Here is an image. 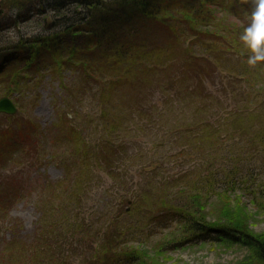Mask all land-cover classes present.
<instances>
[{
    "label": "trees",
    "instance_id": "1",
    "mask_svg": "<svg viewBox=\"0 0 264 264\" xmlns=\"http://www.w3.org/2000/svg\"><path fill=\"white\" fill-rule=\"evenodd\" d=\"M234 1L6 0V5L0 4V30L3 29L2 23L6 21L22 22L35 16L41 19L38 32L18 37L4 47L5 53L0 50V75L6 80L12 76L10 84L17 92L25 91L28 85L37 83L47 70L55 71L64 65H72L87 80L85 84L73 86V89L66 88L65 97L70 100L85 98L92 86L89 83H95L102 73L103 76L114 73L128 84L139 77L153 74L156 83L159 78L167 83V88H162V92L167 89L175 90L177 99H188L182 106L175 108L176 116L167 141L156 143L157 147L177 148L175 153L165 157L148 156L141 151L137 153V149L134 150L132 146L137 143L130 140L132 136L121 135L122 131L130 130L125 126L127 116L120 122L108 121L112 117L106 111L109 109L108 104L112 102L103 98V104H107L103 107V113H99L98 118L91 119L88 124L91 126L98 121L96 126L103 132L97 137L90 138L88 132L80 136L81 132L70 118L60 117L59 124L46 130L25 121L15 130L9 128L0 132V165L5 159L18 157V163L26 160V155L22 152L24 149L19 147L33 149L36 143L42 147L48 137L53 142L59 140L61 143L63 138L76 136L74 156L62 165V177L47 185L48 190L59 189L61 193L53 194L50 200L44 201L41 209L47 213L57 210L62 213V203L67 206L71 201L59 198L66 195L61 190L63 183L70 181L77 188L81 186L84 191L86 187L93 186L94 181L97 185L102 183L103 179L98 177V171L101 170L118 183H126L133 199L124 200L125 197L119 196L120 200H114L112 204L113 212L111 215L107 214L108 224L115 221L116 225L126 231L125 236H117L118 243H128L138 236L139 233L135 234V231L130 236L127 235L132 224L142 221L147 225L159 226L161 230L175 228V233L180 235L171 241L173 243L241 244L253 261L264 264V236L250 229L246 221L247 218H253V213H262L261 216L264 217V129L259 131L260 129L255 128L258 123L251 120L252 114L243 127L241 122H244V117L241 111L234 109L232 105L224 106L203 85H186L187 80L199 76L197 71L179 78L178 81L183 86L178 88L174 83V76L169 77L165 66L162 65L163 68L158 71L152 67L161 65L158 63L162 57L172 55L177 48L197 64L204 60L203 55L207 49L205 43L232 32V27L236 26L232 17L238 18L243 26H248L250 21L244 18L243 10L252 13V5L244 0ZM3 8L9 12V20L3 18ZM181 38L188 41L180 43ZM218 82H221L222 88H226L224 84L229 83V78L222 76ZM163 100L172 105L173 98L166 96ZM257 112L262 115L260 110ZM53 131L55 134L51 133ZM235 131L240 138V144L237 145L233 140ZM246 133H253V136L246 137ZM184 154L194 155L189 159L195 170L201 172L199 184L190 180L189 171H183L178 179L167 173L170 168L166 165H172L170 160L177 162ZM141 160L152 161L155 165L146 170L144 168L150 162L142 165ZM133 165H139L137 172L146 173V179L155 175L153 178L160 181L159 192L165 187L161 199L156 198L157 194L154 195L147 184L143 186L139 182V190H133V173L130 172ZM67 191L69 192L68 189ZM236 191L249 196L251 200H242L239 196L238 199L227 198ZM136 197L143 198L141 203L138 202L140 200L136 201ZM221 197L223 200H233L232 206L223 202L220 207L214 203ZM122 200L130 202L127 205L128 212L123 208L126 203H122ZM228 210L238 216L232 219L229 215L224 217ZM72 213L71 211V216L77 214ZM54 222V225L58 223ZM43 224L44 221L42 226ZM88 224L90 222H86L85 227ZM55 233L57 232L49 229L47 234L43 230L35 234L31 239L32 253H28L29 256L32 255L31 259L38 262L43 250L48 247L53 252V257L61 260L63 241L59 239L52 247L51 240ZM14 241L16 239L8 240L9 244ZM22 250L27 251L26 248ZM19 256L23 254L20 253ZM123 259L127 263L137 264L141 261L139 264H151L136 251H127Z\"/></svg>",
    "mask_w": 264,
    "mask_h": 264
},
{
    "label": "rangeland",
    "instance_id": "2",
    "mask_svg": "<svg viewBox=\"0 0 264 264\" xmlns=\"http://www.w3.org/2000/svg\"><path fill=\"white\" fill-rule=\"evenodd\" d=\"M229 2L235 1L228 0ZM0 4L6 5V0H0ZM243 11L244 18L251 22L252 13H247L245 9ZM8 13L6 10L3 11V18L9 20ZM38 19L35 16L27 21L14 23L10 20L2 23L3 29L0 30L1 52L5 53L6 48L4 47L17 40L18 37L24 36L26 33L38 32L41 27L39 22L41 19ZM231 19L236 22L231 33H226L224 37L205 43L207 49L203 55V61L195 64L187 58L186 53L177 48L172 52V55L162 57L158 63L161 65H152V67L157 71L163 68L162 65L168 67H164V69L170 74L169 77L174 76V83L178 88L183 86L178 81L179 78L197 71L199 76L187 80L186 85L189 87H196L197 83L199 87L203 85L207 91L216 95L224 106L232 105L234 109L241 111L245 122V124L241 122L243 127L247 125L249 116L252 114L251 120L258 123V127L255 126V128L263 131L261 128L264 129V62L259 63L256 67H251L247 63L250 52L240 39L241 33L247 26H243L236 17ZM187 41V39H180V43ZM74 67L64 65L55 71H45L40 80L33 85H28V88L22 91L23 93L14 90V86L10 84L12 76L6 80L0 75V96L9 93L17 107L16 112L12 115L0 113V132L9 128L15 130L19 124L25 121L38 125L41 130H46L54 124H59L58 120L62 117V119L73 120L78 131L81 132L80 136L88 132V136L94 138L103 131L96 126L98 121L92 123L91 126L88 124L91 119L98 118L99 113H103V107L107 106V104L106 106L103 104L104 98L106 101L112 102L108 104L109 109L106 111L112 117L108 121L120 122L127 116L125 126L130 130L122 131L121 135L132 136L130 140L137 143L132 145L134 150L137 149V153L141 151L148 156L164 155L165 157L167 154L177 151L175 147H157L156 143L167 141L171 124L176 116L175 108L182 106L188 99H184V101L177 99L178 95L175 90L168 91L167 89L166 93L162 92V88H167V83L163 78H159L156 83L154 75L147 74L144 78L139 77L128 84L114 73H109V76H103L102 73L101 78L97 77L95 83H89V86H92L87 91V96L77 101L65 97L66 88L78 87L79 84H85L87 79ZM222 76L229 78V83L224 84L226 88H222L221 82L220 84L218 82ZM166 96L173 98L172 105L163 100ZM223 104L221 103V105ZM258 110L262 115H258ZM51 133L55 134L54 131ZM245 136L252 137L253 133H246ZM69 137V139L63 138L61 143L59 140L53 142V139L48 137L42 143V147L36 143L33 149L19 147L24 149L22 152L26 155V160L18 163L19 158L16 157L1 162L0 264H136V262L127 263L123 259L127 251L139 252L145 261L151 264H263L253 261L250 254L248 256L247 249L241 244L173 243L171 241L180 235L178 232L175 233V228L161 230L159 226L147 225L142 221L132 224L127 235L130 236L135 231V234L139 233L138 236L133 237L128 243H118L117 236L121 237L120 234L125 236L126 231L120 225H116L115 221L108 224L107 214L111 215L112 204L114 200H120L119 196L125 197L124 200L133 199L130 197L131 192L126 183H118L101 170L98 171V177L103 179L102 183L97 185L94 181L93 186L86 187L84 191L81 186L77 188L70 181L64 182L61 190L66 195H61L59 198L71 201L67 206L62 203V213L58 210L47 213L46 210L41 209L43 202L50 200L53 194L61 193L59 189L48 190L47 185L62 177V165L74 156L76 136ZM233 140L236 145L240 144L237 131L234 133ZM256 147L260 148L261 146ZM193 157V154H184L177 162L171 159L172 165H166L170 168L167 173L178 179L183 171H189L190 180H195L199 184L201 172L195 170L194 164L189 159ZM148 162L150 164L144 168L146 170L155 165L152 161L141 160L142 165ZM138 168L139 165H133L130 169V172L133 173V190L134 188L139 190V182L143 186L147 184V188L154 195L157 194L156 198L161 199L165 187L159 192L160 181L153 178L155 175L146 179V173L139 174ZM238 196L242 200H251L249 196L240 194L239 191L229 194L227 198L238 199ZM227 198L223 200L221 197L214 203L220 207L223 206V202L227 206L228 204L232 206L234 201L227 200ZM168 199L171 198L168 197ZM137 200H140L138 202L141 203L143 198L136 197ZM122 203L126 202L122 200ZM127 205H130V202L126 203L123 208L128 212ZM220 207H218L219 210ZM251 209L253 210V208ZM71 211L77 212V214L71 216ZM230 211H226L224 217L229 215L232 219L238 216L237 213L233 212L232 214ZM261 215L262 213H253V218H247L246 221L250 229L264 236V217ZM44 217L46 218L42 220ZM43 221L44 227L42 226ZM54 221H58V223L54 225ZM80 221L81 224L78 226ZM86 222H90L87 227H85ZM49 229L57 232L52 236V247L59 239L63 241V249L60 253L63 257L61 260H57L56 257H53L51 249L45 247L40 260L36 262L31 259L32 255L28 254L32 253L31 239L41 230L46 234L49 233ZM11 239H16V241L9 244L8 240ZM172 243L173 245H171ZM22 248H26L27 251L23 252ZM144 251L146 252L144 253ZM20 253L23 256H19ZM140 262L138 261L137 264Z\"/></svg>",
    "mask_w": 264,
    "mask_h": 264
},
{
    "label": "clouds",
    "instance_id": "3",
    "mask_svg": "<svg viewBox=\"0 0 264 264\" xmlns=\"http://www.w3.org/2000/svg\"><path fill=\"white\" fill-rule=\"evenodd\" d=\"M253 7L251 22L244 29L240 39L250 52L247 63L256 67L264 62V0H244Z\"/></svg>",
    "mask_w": 264,
    "mask_h": 264
},
{
    "label": "water",
    "instance_id": "4",
    "mask_svg": "<svg viewBox=\"0 0 264 264\" xmlns=\"http://www.w3.org/2000/svg\"><path fill=\"white\" fill-rule=\"evenodd\" d=\"M17 110L16 105L7 95L0 96V112L14 114Z\"/></svg>",
    "mask_w": 264,
    "mask_h": 264
}]
</instances>
